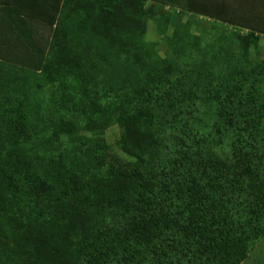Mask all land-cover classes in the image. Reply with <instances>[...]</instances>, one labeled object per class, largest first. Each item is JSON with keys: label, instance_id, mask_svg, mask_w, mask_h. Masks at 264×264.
Masks as SVG:
<instances>
[{"label": "trees", "instance_id": "16d2710c", "mask_svg": "<svg viewBox=\"0 0 264 264\" xmlns=\"http://www.w3.org/2000/svg\"><path fill=\"white\" fill-rule=\"evenodd\" d=\"M12 1L0 0V10L31 51L19 62L31 66L35 60L42 81H54L56 65L23 17L28 8ZM53 1L49 25L64 21L93 45L138 59L146 53L148 20L181 59L199 46L192 30L200 15L259 27L246 17L231 18L224 0H187L196 13L188 19L146 0ZM233 36L239 47L215 52L216 70L203 75L187 68L191 83L173 85L158 98L166 108L199 112L196 127L203 125L202 108L214 113V126L224 124L219 137L227 141L213 146L206 141L212 133L190 132L200 146H186L171 160L167 179L158 180L171 156L158 128L165 111L155 102L131 105L125 94L118 103L100 105L83 77H77L75 110L64 100L47 109L34 87L0 89V264H241L264 237V105L259 111L249 103L264 88V63L251 50L259 47V35ZM4 47L7 40L1 61L7 60ZM113 127L119 150L133 162H105V135ZM55 144L74 145L73 151L61 160L49 150ZM38 156L45 159L44 172Z\"/></svg>", "mask_w": 264, "mask_h": 264}, {"label": "rangeland", "instance_id": "374dc122", "mask_svg": "<svg viewBox=\"0 0 264 264\" xmlns=\"http://www.w3.org/2000/svg\"><path fill=\"white\" fill-rule=\"evenodd\" d=\"M146 2L147 4L163 6L172 12L174 17L178 16L180 12H185L186 19L194 17L193 14H196L188 10L187 0H146ZM226 2L231 5V18L240 19L242 17L245 19L246 17L252 24L259 27L254 30L253 27L248 26L249 24L247 26L236 25L230 21L226 22L200 15V24L192 30L199 46L192 48L189 56L185 58L186 60L175 55L172 45L165 38L161 39L157 35L156 23L152 20L146 22L148 28L145 40L146 53L138 59L117 48H103L93 45L90 39H83L78 34L68 31L64 21L55 20L53 25H42L37 22L42 18L40 14L27 13L26 10L22 9L26 25L32 29L34 40L41 43L42 46L44 45L45 54H50L51 62L56 65L57 75L51 82L42 81L43 79L36 72L37 62L35 60L31 61V66H25L19 62L23 54L31 53V51L19 37L10 20L0 10L3 21L2 27L0 25V48H2V42L7 40L8 44V47H4L6 55L3 57L7 60H0V89L3 90L4 88L5 91L13 92L34 87L33 90L39 91L42 96L41 101L45 103L47 109H51L52 103L58 104L60 100L62 102L64 100L68 109L75 110L74 104L80 100L81 96L77 77H83L82 80H86L89 89L98 95V97L95 96V100L100 105L118 103L125 99V94L129 95L131 105L147 104L152 106L155 102L165 111V115L159 121L158 128L166 136L164 144L168 146L166 150L171 156L170 160L162 162L167 167L160 172L158 180L167 179L170 175L168 172L171 166L170 161L180 157L181 151L186 149V146H200L198 142H194L188 137L190 132L196 134L212 133L213 136H206V141L207 143L212 142L213 146L225 147L227 141L219 137L222 131H219L218 128H224V124L223 126H214L216 122L214 113L207 114L202 108L203 125L196 127L197 122L194 116L200 115L199 112L191 111L190 107L188 112L180 111L175 107L166 108L158 103L159 96L164 91H170L173 85L181 86L182 82L187 83L188 80L191 83L189 75L187 76V68H194L196 72L199 71L203 75H207L209 70L210 72L216 70L217 66L213 64L212 59L214 53L222 46L239 47V40L233 36L235 32L246 35L253 31L256 36L259 35V47L254 49L252 46L251 50L253 56L259 52L260 65L262 66L264 63V0H224V4ZM50 15H52L51 12ZM134 16L139 17L136 9ZM51 17L53 18V15ZM56 33H58V41L52 47L53 39L57 36ZM152 42L156 43L154 48L149 46ZM91 49L94 51L91 52ZM9 53L13 54V57L8 56ZM249 103L256 110H261L260 108L264 105L263 87L260 92L255 93L250 98ZM185 107L184 105L182 108ZM50 111L46 110V116L50 114ZM189 136L193 137L192 135ZM118 139V128H110L105 135L107 147L103 154L105 162L116 167L119 164L125 165V163L133 162L119 150ZM185 142H188V145H185ZM73 146H69L67 149L65 144L62 146L55 144L49 150L52 153L57 151L60 159L63 160L66 151H73ZM202 147L206 148L205 146ZM217 148L219 147H215V149ZM37 158L40 160L39 171L44 172L45 159L41 156ZM85 167L88 169L89 164ZM241 264H264V237L252 243L251 252Z\"/></svg>", "mask_w": 264, "mask_h": 264}, {"label": "crops", "instance_id": "0c3cea01", "mask_svg": "<svg viewBox=\"0 0 264 264\" xmlns=\"http://www.w3.org/2000/svg\"><path fill=\"white\" fill-rule=\"evenodd\" d=\"M16 2L20 4L18 5ZM11 4L17 5V6L24 5L26 6V8H28L29 13L40 14L42 18L41 20H38L37 22L42 25L44 24L48 25V21H50V18H52L51 16L55 14V9H56V8L54 10L52 9V6H54L55 4L53 0H13ZM50 12L52 13V15H50ZM2 22L3 21H2L1 14H0V25ZM29 30H32V29H29Z\"/></svg>", "mask_w": 264, "mask_h": 264}]
</instances>
